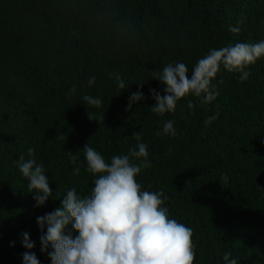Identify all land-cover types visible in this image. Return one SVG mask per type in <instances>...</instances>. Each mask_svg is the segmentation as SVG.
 <instances>
[{
    "label": "trees",
    "instance_id": "16d2710c",
    "mask_svg": "<svg viewBox=\"0 0 264 264\" xmlns=\"http://www.w3.org/2000/svg\"><path fill=\"white\" fill-rule=\"evenodd\" d=\"M261 41L264 0H0V264H23L25 232L40 264H52L37 217L72 188L91 195L99 174L87 171L83 148L110 163L139 142L149 166L135 179L141 191H162L169 218L192 229L193 264H227L226 253L238 264H264V56L245 69V81L221 65L209 103L190 93L160 115L149 91L164 94L158 78L168 64L184 63L191 76L210 50ZM137 91L144 99L126 110ZM169 120L176 134L157 135ZM29 148L53 193L40 207L18 167Z\"/></svg>",
    "mask_w": 264,
    "mask_h": 264
},
{
    "label": "clouds",
    "instance_id": "9594fccd",
    "mask_svg": "<svg viewBox=\"0 0 264 264\" xmlns=\"http://www.w3.org/2000/svg\"><path fill=\"white\" fill-rule=\"evenodd\" d=\"M229 31L238 33L240 28L232 26ZM262 56L264 41L236 43L210 50L197 62L191 76L184 63L168 64L158 78L164 85V94L149 90L155 100L152 111L160 115L174 112L177 102L190 93L196 97L203 94V102L209 103L219 95L211 82L221 65L229 72H240L241 81H245L250 75L245 69ZM114 78L119 88L128 87L118 74H114ZM88 84H95V76L89 79ZM70 91L75 92V85ZM143 99L142 91L132 93L126 110H131ZM83 100L95 107L102 105L99 98L89 95H84ZM189 107H192L191 103ZM217 116L207 118L206 125ZM161 134H176L173 121L164 124L163 132H157V135ZM133 137L141 141L139 132L133 133ZM137 148L130 149L128 155L112 156L110 163L91 146L83 148L87 171L99 174L91 195L81 197L72 188L63 194L60 207L37 217L41 232L44 233L45 226L47 228L40 237L41 252H46L51 246L52 251L48 255L52 264H193L196 254L192 229L169 218L168 209L162 207L167 200L162 191H141V185L135 179L141 166H149L147 145L139 142ZM28 156L31 158L27 160L23 155L19 157L18 167L29 181V192L35 193L36 206L40 207L53 193L43 165L34 158L33 148L28 149ZM130 157L143 160L140 165H134ZM76 159L73 155L71 162L75 164ZM73 171L78 175L80 168L75 167ZM222 179L227 181L228 177L224 175ZM69 226L71 230H68ZM72 230L78 232L75 238ZM22 236V245L29 250L22 254L23 264H40L31 251L35 242L27 232ZM230 255L226 253L223 260L227 264H238L237 259H229Z\"/></svg>",
    "mask_w": 264,
    "mask_h": 264
}]
</instances>
